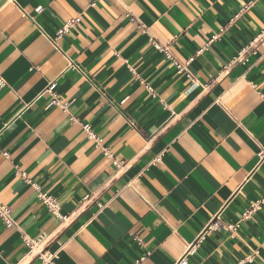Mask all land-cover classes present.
<instances>
[{"label": "crops", "instance_id": "crops-1", "mask_svg": "<svg viewBox=\"0 0 264 264\" xmlns=\"http://www.w3.org/2000/svg\"><path fill=\"white\" fill-rule=\"evenodd\" d=\"M0 82V264H264V0H0Z\"/></svg>", "mask_w": 264, "mask_h": 264}, {"label": "built area", "instance_id": "built-area-1", "mask_svg": "<svg viewBox=\"0 0 264 264\" xmlns=\"http://www.w3.org/2000/svg\"><path fill=\"white\" fill-rule=\"evenodd\" d=\"M42 8H37L35 10L36 13L40 12ZM79 21V18L77 19H73V20H68L66 23H64L57 31V38L61 37L62 35L68 33L69 29L72 28L74 25H76ZM131 21L135 24H137V21L131 17ZM138 28L141 29L142 32H146L145 28H143V26H139ZM56 38V39H57ZM215 38V37H214ZM259 40V36H257L256 38H254V40L252 42L249 43V45H247L246 47H244L242 49V51L239 53V56L236 57V59H233L232 61L229 62V64H227V66L224 67V70L229 69L230 67H232L233 65L236 64V62H241V61H245V56L248 53H254V49H255V43L258 42ZM150 44L151 46L160 54L163 55L164 59L166 61H168L171 65H173L175 71L177 74H183L184 77L186 78V80L191 83L192 87H195L197 85V83H195V80L191 74V72L189 71L188 67H189V63L193 60L194 57L189 58L186 62H179L176 57L173 55V53L170 50V46L169 43H159L157 40L150 38ZM199 54V53H198ZM70 68L72 69H76L79 70L78 67L74 66L73 64H71ZM88 83V81H87ZM2 83L0 82V85ZM147 89L149 90V88L147 87ZM49 94H50V102L49 105L51 106H55L60 108L63 112H68L70 107H71V102H65L55 91V85L51 84L48 88ZM70 120L72 122H74L76 119L71 117ZM129 124L136 128L135 124L132 122H129ZM82 129L86 134V138L88 140H92L93 142H95V147L100 149L101 154L104 158L106 159H110L112 160L114 166L116 167V169H120L123 168L125 165L123 162L116 160L114 158V156L112 155V153L110 152L109 148H106L102 145V141H100V139L96 136V134L94 133L91 125L89 124H83L82 125ZM4 157L7 158V154H3ZM257 156L260 157L261 160H264V150H260L257 154ZM159 158H156L155 162H158ZM16 168V172L15 174H18L20 176V178L28 185H30L31 187H33L34 190L37 191V199H39L42 204L44 205V207L46 208L47 212L49 214H51L53 217H57V218H62L60 216L59 213V204L56 198H52L44 193L41 192V190L39 189V187L33 183L32 181H30L29 179L26 178L24 173H21L18 171L17 167ZM258 204H254L252 205L248 210L245 211V213L242 215L243 218H249L253 211H255V208L257 207ZM0 219L3 223V225L6 228H14L17 230V224L16 221L14 220V218L11 217V213H10V209L9 207L0 204ZM21 237H22V241L25 244V246L28 249V253L31 255H35L38 256L40 259V264H52V260L55 256L53 255H48L46 252H42L38 250V243L34 242L33 240H31L29 237H27L26 235H24L23 233H20ZM136 241L140 244H142V239L140 237H136ZM188 253V251L186 252V254ZM186 256V255H185ZM145 258L140 259L139 261H137L134 264H142L144 262ZM247 261H249V258H245L242 259L241 261H238L236 264H246ZM180 264H186L185 259H182L180 261Z\"/></svg>", "mask_w": 264, "mask_h": 264}]
</instances>
